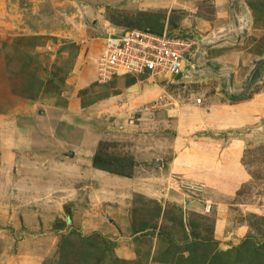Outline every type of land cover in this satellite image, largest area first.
<instances>
[{"label":"rangeland","instance_id":"rangeland-1","mask_svg":"<svg viewBox=\"0 0 264 264\" xmlns=\"http://www.w3.org/2000/svg\"><path fill=\"white\" fill-rule=\"evenodd\" d=\"M182 1L180 20L204 16L196 32L225 26L227 0ZM235 8L261 17L227 49L248 52L243 79L264 52V0ZM136 15L116 0H0V264H264V71L235 99L221 76L100 80L107 29L191 27ZM240 127L262 130L208 135Z\"/></svg>","mask_w":264,"mask_h":264},{"label":"built area","instance_id":"built-area-1","mask_svg":"<svg viewBox=\"0 0 264 264\" xmlns=\"http://www.w3.org/2000/svg\"><path fill=\"white\" fill-rule=\"evenodd\" d=\"M147 29L105 31L98 49L97 74L100 80L128 73H148L147 80L157 77L170 80L178 73L183 58L196 46L195 40L168 29Z\"/></svg>","mask_w":264,"mask_h":264},{"label":"water","instance_id":"water-1","mask_svg":"<svg viewBox=\"0 0 264 264\" xmlns=\"http://www.w3.org/2000/svg\"><path fill=\"white\" fill-rule=\"evenodd\" d=\"M238 1L239 0H229V23L227 25L214 27L207 34H200L189 29H183V31L181 30L185 35H188L195 40L196 46L195 50L192 51V53L186 55L183 58L179 72L184 71L186 73V76L188 75V77H191V75H196L197 78L211 76L216 78L221 75L223 81L218 93L226 99H235L248 96L249 92L259 80V74H262L264 71V52L261 56L254 58L250 62H248L249 70L246 76L241 80L239 85H236L234 81L235 65H233L232 63H221L217 61L205 62L203 61V59L198 60V54L202 50L214 47H226L230 45H243L251 32L249 27L250 20L249 18H247V21L245 22L248 23V25L245 26L243 25V17H245V14L242 13V15L240 16H237L235 14L234 6ZM229 25L235 33V35L233 36H229L224 33L225 29L227 30L226 27ZM137 89L138 88L135 87V90ZM253 130L262 129H259V127H251L249 129L240 127L212 131L208 132V135L220 139L223 138L224 141L234 138H244L248 141L249 138L250 140L254 139V135L252 134Z\"/></svg>","mask_w":264,"mask_h":264},{"label":"crops","instance_id":"crops-1","mask_svg":"<svg viewBox=\"0 0 264 264\" xmlns=\"http://www.w3.org/2000/svg\"><path fill=\"white\" fill-rule=\"evenodd\" d=\"M119 1L122 2V6H127V8L131 11V13L132 12L134 13V11H136L138 13V15H136V16H139L141 20H143L141 18V16L146 17V16H153L155 14H156V16H159V14H160L161 16L159 18H162L164 15H166V13H170V15H171L170 21L168 20V23L170 22V25L171 24L172 25L173 24H177V23H179V24H184V23L188 24V22H189L191 27H192V28L191 27L189 28L190 30H193V27L198 29V30H202L199 27V23H201L202 21H205L204 20V16L201 17V15H199V14L194 16V17L190 16V17L184 18L183 20H180L179 13L181 12L182 6L184 5V1H182V0H180V1H177V0H116V2H119ZM227 1H228V11H229V0H227ZM235 6H236V4H235ZM235 6H234L235 14L237 16H239V14L236 12ZM166 9H167V12L165 14L162 13L163 11H166ZM243 11H245L244 12L245 13V18L246 19L249 18V20H250L251 33L254 36H256L255 33H256V28H257L258 22H257L255 16L256 17H259V16H257L252 11H247V10H244L243 8H241V14L243 13ZM228 14H227V21H226L225 24L222 23L223 25H226L227 23H229ZM172 15H174V20L172 18ZM178 16H179L178 20H175V18L178 17ZM259 18H261V17H259ZM206 19H207V17H206ZM246 19H243V20H246ZM114 23L118 24V23H120V21L119 20H115ZM218 26H220V25H218ZM214 27H216V25ZM180 28L181 27L178 26V28L175 29V30L176 31H181ZM226 28H227V30L225 29V31H224L225 34H227L229 36L235 35V33L232 30L230 25L227 26ZM171 29H173V27ZM202 31H205V30H202ZM206 32L207 31H205V33ZM231 46H234V45H230V46H226V47H220V48L218 47V48L210 51L209 52L210 53V57L212 58L210 60H216V61L221 62V63H232L233 65H235L236 68H235V71H234V73H235L234 74V81H235V83H238L239 80L242 79V77H241V75L239 76L237 73L241 72V74H243V68H244L243 65L245 64V60L243 59V57L248 52H245V50H240L241 51L240 56H239V58H237V56L239 55L238 54L239 52H237L236 50L235 51L227 50ZM243 60H244V63H243ZM135 77L136 76H132V78H135ZM142 80H143V82L145 84L148 83L147 79H142ZM170 80H165L163 77H157L155 81H152V84H153V86L155 88L163 89L167 85L168 81H170ZM188 81H191V80H188ZM135 82H137V79H136V81H134V83ZM149 89H151V88H149ZM151 90L156 91L157 89H151ZM210 98H212V102L216 101V99L213 96H211ZM199 112L200 111H197V112H186V113L191 114L193 116H197V114H200ZM210 112H211V115H212L213 114L212 113L213 109L210 110ZM206 113L210 114L209 111H206ZM184 124H185L186 127L183 129V133H185L188 130L187 129V124L185 122H184ZM205 124L206 125H210V124H207V123H205ZM196 125H198V126L195 127V129H199L202 126L200 124H196ZM183 133H181V134H183Z\"/></svg>","mask_w":264,"mask_h":264},{"label":"flooded vegetation","instance_id":"flooded-vegetation-1","mask_svg":"<svg viewBox=\"0 0 264 264\" xmlns=\"http://www.w3.org/2000/svg\"><path fill=\"white\" fill-rule=\"evenodd\" d=\"M195 50V47L193 48V50L192 51H194ZM247 68H248V63H247ZM209 72H211V71H209ZM189 74V73H188ZM195 78H197V76L196 75H193ZM221 76V75H220Z\"/></svg>","mask_w":264,"mask_h":264},{"label":"trees","instance_id":"trees-1","mask_svg":"<svg viewBox=\"0 0 264 264\" xmlns=\"http://www.w3.org/2000/svg\"><path fill=\"white\" fill-rule=\"evenodd\" d=\"M193 31H195L194 29H193ZM196 32V31H195Z\"/></svg>","mask_w":264,"mask_h":264},{"label":"bare ground","instance_id":"bare-ground-1","mask_svg":"<svg viewBox=\"0 0 264 264\" xmlns=\"http://www.w3.org/2000/svg\"><path fill=\"white\" fill-rule=\"evenodd\" d=\"M180 1V0H179ZM116 30V29H115ZM124 76V75H123Z\"/></svg>","mask_w":264,"mask_h":264}]
</instances>
